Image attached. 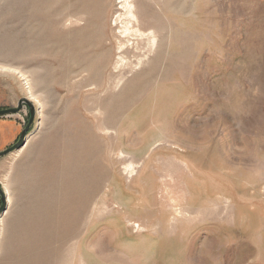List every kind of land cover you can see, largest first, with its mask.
Masks as SVG:
<instances>
[{
  "label": "rangeland",
  "instance_id": "1",
  "mask_svg": "<svg viewBox=\"0 0 264 264\" xmlns=\"http://www.w3.org/2000/svg\"><path fill=\"white\" fill-rule=\"evenodd\" d=\"M126 1L0 0V264H264V0Z\"/></svg>",
  "mask_w": 264,
  "mask_h": 264
},
{
  "label": "water",
  "instance_id": "2",
  "mask_svg": "<svg viewBox=\"0 0 264 264\" xmlns=\"http://www.w3.org/2000/svg\"><path fill=\"white\" fill-rule=\"evenodd\" d=\"M24 105L29 106L31 109V121H30V124H31L32 121L34 120V117H35V107L27 99H22L19 102L17 108L1 110L0 111V118L5 117V116H11V115L18 114L19 112L22 111ZM30 124H29L28 128L30 127ZM28 128L22 133V135H21V137H20V139L16 145H14L12 148L8 149L7 151L0 153V156H5V155L11 153L12 151H14L16 149H20L25 144V139H26ZM6 208H7V202L5 200H3V207L0 209V215H2L5 212Z\"/></svg>",
  "mask_w": 264,
  "mask_h": 264
},
{
  "label": "bare ground",
  "instance_id": "3",
  "mask_svg": "<svg viewBox=\"0 0 264 264\" xmlns=\"http://www.w3.org/2000/svg\"><path fill=\"white\" fill-rule=\"evenodd\" d=\"M126 10L128 16H129V20L131 21H135L137 22V19H136V16L134 14V7L132 5H130V2L129 0H127L124 4V7L122 6V9ZM126 30V29H125ZM130 30L131 29H127L124 34H129L130 33ZM135 35L138 37H140L143 41H148L149 42V45L151 47V49L155 46V39H154V36H153V32H150L149 34H145V33H142L140 30H136L134 31ZM8 202H10V198L8 199Z\"/></svg>",
  "mask_w": 264,
  "mask_h": 264
},
{
  "label": "crops",
  "instance_id": "4",
  "mask_svg": "<svg viewBox=\"0 0 264 264\" xmlns=\"http://www.w3.org/2000/svg\"><path fill=\"white\" fill-rule=\"evenodd\" d=\"M6 128V130L8 131L7 133H8V135L10 136L11 134H12V130H11V127H10V129L8 128L7 129V127H6V125L5 124H3L2 122H0V128ZM12 137V136H11ZM1 143V142H0Z\"/></svg>",
  "mask_w": 264,
  "mask_h": 264
}]
</instances>
